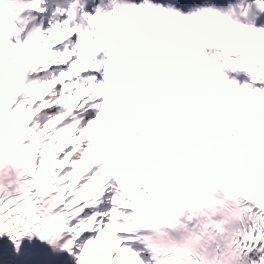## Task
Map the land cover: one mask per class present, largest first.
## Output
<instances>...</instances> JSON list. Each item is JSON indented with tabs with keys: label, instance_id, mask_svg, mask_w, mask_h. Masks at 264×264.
I'll return each mask as SVG.
<instances>
[{
	"label": "snow or ice",
	"instance_id": "snow-or-ice-1",
	"mask_svg": "<svg viewBox=\"0 0 264 264\" xmlns=\"http://www.w3.org/2000/svg\"><path fill=\"white\" fill-rule=\"evenodd\" d=\"M46 2L0 0V260L264 264V0H72L21 39Z\"/></svg>",
	"mask_w": 264,
	"mask_h": 264
},
{
	"label": "bare ground",
	"instance_id": "bare-ground-1",
	"mask_svg": "<svg viewBox=\"0 0 264 264\" xmlns=\"http://www.w3.org/2000/svg\"><path fill=\"white\" fill-rule=\"evenodd\" d=\"M199 109L197 110V117H199ZM205 127H207V122L205 123ZM222 127V126H221ZM223 129V128H222ZM194 131V129H193ZM193 151H195V149H193ZM194 159H196L197 161H199L201 158L199 156H194ZM205 163H208V157L207 155L203 158ZM254 160L256 159L255 157L253 158ZM262 172H264V168H262Z\"/></svg>",
	"mask_w": 264,
	"mask_h": 264
},
{
	"label": "clouds",
	"instance_id": "clouds-1",
	"mask_svg": "<svg viewBox=\"0 0 264 264\" xmlns=\"http://www.w3.org/2000/svg\"><path fill=\"white\" fill-rule=\"evenodd\" d=\"M3 12H4V9L0 8V16H2Z\"/></svg>",
	"mask_w": 264,
	"mask_h": 264
}]
</instances>
